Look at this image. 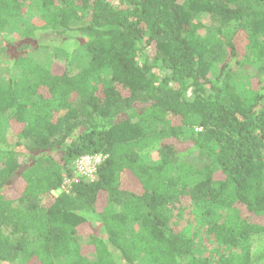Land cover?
<instances>
[{"label": "trees", "instance_id": "1", "mask_svg": "<svg viewBox=\"0 0 264 264\" xmlns=\"http://www.w3.org/2000/svg\"><path fill=\"white\" fill-rule=\"evenodd\" d=\"M3 65L0 264H264V0H0Z\"/></svg>", "mask_w": 264, "mask_h": 264}, {"label": "rangeland", "instance_id": "2", "mask_svg": "<svg viewBox=\"0 0 264 264\" xmlns=\"http://www.w3.org/2000/svg\"><path fill=\"white\" fill-rule=\"evenodd\" d=\"M116 0H111L112 3H115ZM39 15L38 13V9L36 4L34 3L33 5H31V7L28 10V13L26 14V18L24 19H19L18 21H15V23H11L10 26V30L12 31L9 32L12 34H14L17 30H18V26H21L23 24V22H26L25 25H29L30 22L32 21V19L37 18L36 16ZM54 33L52 32V30L50 31H46V32H39V39L42 43H47L49 40H53L52 38L54 37ZM52 51V50H51ZM55 52L52 51L51 52V56H52V62H57L59 64L65 65L64 63V58H60L57 59L55 56ZM15 67H13L12 65L8 66V65H3L2 70H1V80L4 79V81H6L14 72H15ZM214 71H217V69L215 68ZM76 170L78 172V174H81V171L78 170L77 166H76ZM90 170V168L88 169ZM93 175V174H92ZM92 175H87L88 177H91ZM56 194V193H53ZM194 228V226H193ZM186 229L189 231L191 229L190 226L186 227ZM87 231L83 232V237H82V243L86 242V240L88 239V235L86 234ZM253 244L255 248H260L264 245V233L260 234L259 236H257L256 238H254L253 240Z\"/></svg>", "mask_w": 264, "mask_h": 264}, {"label": "built area", "instance_id": "3", "mask_svg": "<svg viewBox=\"0 0 264 264\" xmlns=\"http://www.w3.org/2000/svg\"><path fill=\"white\" fill-rule=\"evenodd\" d=\"M99 156H83L76 162L78 170L81 171V174L92 175L94 172V167L97 162H99ZM90 168V170H88ZM92 178V176H91Z\"/></svg>", "mask_w": 264, "mask_h": 264}]
</instances>
